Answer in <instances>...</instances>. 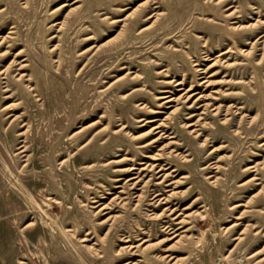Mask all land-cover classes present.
I'll use <instances>...</instances> for the list:
<instances>
[{
    "label": "rangeland",
    "instance_id": "374dc122",
    "mask_svg": "<svg viewBox=\"0 0 264 264\" xmlns=\"http://www.w3.org/2000/svg\"><path fill=\"white\" fill-rule=\"evenodd\" d=\"M205 1L0 0V264H264V0Z\"/></svg>",
    "mask_w": 264,
    "mask_h": 264
},
{
    "label": "bare ground",
    "instance_id": "6f19581e",
    "mask_svg": "<svg viewBox=\"0 0 264 264\" xmlns=\"http://www.w3.org/2000/svg\"><path fill=\"white\" fill-rule=\"evenodd\" d=\"M153 1V3H155L154 2V0H152ZM212 0H206L205 2L206 3H209V2H211ZM63 5H65V4H63ZM62 5V6H63ZM146 6H145V4H142V3H140V4H138L130 13H129V16H134V15H136V14H138V13H140L142 10H144V8H145ZM154 7H157L156 5L154 6ZM231 7V6H230ZM3 10H5V8L3 7V8H1L0 9V12L1 11H3ZM156 13V12H155ZM155 13L154 14H150V15H148L145 19H148V18H151V17H153V15H155ZM234 11H231L229 14H227V16L228 17H230V16H232V15H234ZM145 14V13H144ZM157 15V14H156ZM144 19V20H145ZM214 20V19H213ZM263 22H264V20H263ZM6 24V22H5V18H3V20L2 21H0V26H4ZM54 25H58L59 26V28L63 25V22H61V21H59V22H56V23H53L52 24V26H54ZM14 26L13 25H10L9 26V28L10 29H12ZM240 28L241 27H239V26H235L233 29H234V31H239L240 30ZM8 33H11L10 31H8ZM259 37H262V35H260ZM258 37V38H259ZM8 38H9V36H8V34H0V47H3L7 42H8ZM224 39V38H223ZM246 39V38H245ZM238 43V42H237ZM247 43H250L249 41L247 42ZM232 44H236V42L235 41H233L232 42ZM6 47H8V45L6 46ZM235 49H237V51H238V53L239 54H242V55H246L247 53H248V51H246V49H243L242 47H239L238 45H235ZM228 51H229V49H226V50H224V51H221L220 52V54H218V55H223V54H226V53H228ZM8 51H7V49H5L4 51H2L1 53H0V55H4L5 53H7ZM21 54V50H17L16 52H15V54H14V57H16V56H19ZM220 57V56H219ZM13 61V60H12ZM25 61V59H22L20 62H18V65H19V67H18V69H22L24 66H26V64L25 63H23ZM13 62H15V60L13 61ZM7 65V64H6ZM7 70H8V65L6 66V67H4L3 69H1L0 70V75H2V77H1V79H5V82H7L8 80H7ZM198 70V69H197ZM23 73V72H22ZM23 75H26V74H20L19 76H23ZM16 77V76H15ZM17 79H19V77L17 78ZM208 79V78H207ZM26 80H28V78L26 79ZM179 83H181L180 81L179 82H176L175 84L176 85H178ZM182 84V83H181ZM184 84V83H183ZM6 86V85H5ZM29 87V89L30 90H34V87H31V85H29L28 86ZM4 91H8V89L5 87L4 88ZM133 91H135V90H133ZM213 94V93H212ZM34 95H36L37 96V100H39L40 98H39V95L38 94H34ZM6 97H10V95H7ZM164 97H167V96H161V98H164ZM172 98H168V99H166L165 100V102H168V101H170ZM184 99V98H183ZM169 103V102H168ZM10 104V103H9ZM195 109V108H194ZM214 112V111H213ZM13 117V116H12ZM138 121H141V119H139ZM152 120H149L148 122H151ZM163 125H165V123L163 122V121H161L160 123H159V125H157V126H154L153 128H151V129H153V130H155V129H158V128H160V127H162ZM191 125H193L194 126V123H190V124H188V126H191ZM126 126L125 125H122V129H124ZM152 130V131H153ZM116 131H114V133H115ZM190 132L192 133V132H198V131H196L195 129H190ZM154 133H160L159 135H161L163 132L161 131V129H159V130H156ZM18 135H20L21 137L24 135V133L23 132H20ZM197 135H199V133H196V136ZM164 137V136H163ZM172 137L173 136H169L168 138H171L172 139ZM161 138V136L159 137V136H157L156 138H153V139H160ZM137 139V138H136ZM171 141V140H170ZM20 147H22L23 149L20 151V152H24V150H25V148H24V146H20ZM160 154L161 153H158V154H155V155H152V157L150 158L152 161L148 164V166L149 167H152V166H154L155 164H153L157 159H159V156H160ZM148 158V157H147ZM165 165V164H164ZM161 166V165H160ZM251 167H254V166H251ZM169 168V166H166V167H164L163 169L164 170H166V169H168ZM130 169H134L133 167H131ZM141 169H143V168H141ZM250 169V168H249ZM215 176H217V175H215ZM138 176H132V177H130V178H128L129 180H131V179H134V178H137ZM210 178V177H212V175H209V176H207V178ZM214 179V178H213ZM252 179V178H251ZM254 179H258V178H254ZM210 180V179H209ZM212 182V184H215L216 182H217V179L215 178L214 180H212L211 181ZM134 181L131 183V186H133L134 185ZM258 184V183H257ZM263 188V187H262ZM173 190V189H172ZM174 191V190H173ZM180 192V191H179ZM169 194V193H168ZM156 195H158V194H155L154 196H156ZM139 196V195H138ZM164 203V202H163ZM170 208H168L167 210H169ZM185 212H183V214H184ZM164 214V212H162V215ZM198 214H200V215H203V212H199ZM184 216H186V215H184ZM181 217L177 222H176V227H170V224H168V225H165V227L163 228V231H165L164 233H167V234H169L170 236H167V237H165V238H163V239H173V238H175V237H177V239H175V242L177 243V242H182L183 241V238L184 237H187L188 238V236H186L187 234H186V232H187V228H185V229H182L183 228V226H181V223L183 222V220H186L185 219V217ZM164 217V216H163ZM179 216H176L175 218H173V219H176V218H178ZM235 219H238V218H235ZM167 223V222H166ZM27 225V224H26ZM245 227H246V225L243 227V229H245ZM244 232H240L239 233V235L238 236H236V237H234L233 239L234 240H236L237 242H239L241 239H242V234H243ZM87 235V234H86ZM96 240H98V239H96ZM81 241H85V238L83 237L82 238V240ZM127 241V240H126ZM145 241V240H144ZM174 244V243H173ZM130 245V244H129ZM142 245V244H141ZM141 245H135V246H127L128 247V253H129V255H137L138 254V252H141V250L144 248V247H141ZM148 246H149V243H148ZM85 249L86 250H89L90 252H92V253H94V254H96V255H99V256H101V254H100V252H99V250H98V248H92V245H87L86 244V246H85ZM132 249H134V250H132ZM168 251H169V246H167V247H163V253L162 254H158L157 256H155V258H158V259H160V260H162V261H165L167 264H181V262H182V259L179 257H177V258H175V256H172L171 257V253H168ZM157 253V252H156ZM156 255V254H155ZM171 262V263H170ZM21 263H23V262H21ZM132 264H136V263H132Z\"/></svg>",
    "mask_w": 264,
    "mask_h": 264
}]
</instances>
